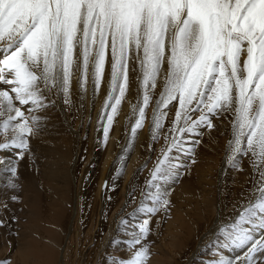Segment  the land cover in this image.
<instances>
[{"label":"bare ground","instance_id":"1","mask_svg":"<svg viewBox=\"0 0 264 264\" xmlns=\"http://www.w3.org/2000/svg\"><path fill=\"white\" fill-rule=\"evenodd\" d=\"M162 79L149 86L144 106L139 64L130 59L128 87L109 123V51L98 88L91 66L84 79L73 65L68 103L57 87L44 90V107L29 112L31 104H17L33 132L25 135L27 149L0 148V253L9 250L11 264H123L141 247L148 249L145 264H214L221 255L243 256L247 247L221 246L227 242L221 228L229 230L258 187L254 158L238 154L235 167L228 163L231 112L210 115L213 128L173 133L178 101L158 105ZM140 107L142 125L133 131ZM160 112L162 126L154 132ZM8 140L0 133V143ZM145 220L147 234L132 243Z\"/></svg>","mask_w":264,"mask_h":264},{"label":"snow or ice","instance_id":"2","mask_svg":"<svg viewBox=\"0 0 264 264\" xmlns=\"http://www.w3.org/2000/svg\"><path fill=\"white\" fill-rule=\"evenodd\" d=\"M109 51L111 88L118 91L105 102L114 101L109 123L128 87L130 59L139 64L144 106L161 76L158 105L178 101L173 133L213 128L210 115L232 113L227 161L235 167L238 154L250 153L258 187L229 230L221 228L222 247L247 251L235 260L221 255L214 264L264 262V0H0V84L8 86L0 89V117H6L0 133L8 140L11 132L0 148L27 149L25 135L33 128L20 106L44 107L45 89L59 87L68 103L73 65L84 79L91 66L98 88ZM139 114L133 131L142 125L144 107ZM163 115L155 116L154 132ZM176 146L174 140L163 153L153 179ZM147 232L145 220L132 243ZM147 255L141 247L123 264H145Z\"/></svg>","mask_w":264,"mask_h":264},{"label":"rangeland","instance_id":"3","mask_svg":"<svg viewBox=\"0 0 264 264\" xmlns=\"http://www.w3.org/2000/svg\"><path fill=\"white\" fill-rule=\"evenodd\" d=\"M7 250L5 253H0V264H11V262L9 261V259L6 258V255L8 254Z\"/></svg>","mask_w":264,"mask_h":264}]
</instances>
